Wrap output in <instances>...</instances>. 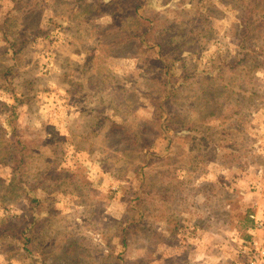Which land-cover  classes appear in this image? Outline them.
I'll list each match as a JSON object with an SVG mask.
<instances>
[{
    "label": "rangeland",
    "instance_id": "rangeland-1",
    "mask_svg": "<svg viewBox=\"0 0 264 264\" xmlns=\"http://www.w3.org/2000/svg\"><path fill=\"white\" fill-rule=\"evenodd\" d=\"M0 264H264V0H0Z\"/></svg>",
    "mask_w": 264,
    "mask_h": 264
},
{
    "label": "trees",
    "instance_id": "trees-1",
    "mask_svg": "<svg viewBox=\"0 0 264 264\" xmlns=\"http://www.w3.org/2000/svg\"><path fill=\"white\" fill-rule=\"evenodd\" d=\"M0 129H2V127L0 126Z\"/></svg>",
    "mask_w": 264,
    "mask_h": 264
}]
</instances>
